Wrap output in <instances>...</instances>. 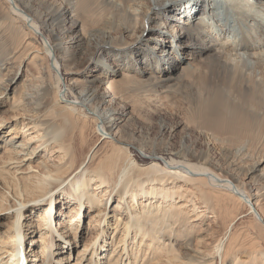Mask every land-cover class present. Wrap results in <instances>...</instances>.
<instances>
[{
  "label": "bare ground",
  "instance_id": "bare-ground-1",
  "mask_svg": "<svg viewBox=\"0 0 264 264\" xmlns=\"http://www.w3.org/2000/svg\"><path fill=\"white\" fill-rule=\"evenodd\" d=\"M0 97L26 117L0 107V264H69L87 217L74 264H264L263 161L235 152L264 143V0H0Z\"/></svg>",
  "mask_w": 264,
  "mask_h": 264
},
{
  "label": "rangeland",
  "instance_id": "rangeland-1",
  "mask_svg": "<svg viewBox=\"0 0 264 264\" xmlns=\"http://www.w3.org/2000/svg\"><path fill=\"white\" fill-rule=\"evenodd\" d=\"M83 71H85L86 73H88L91 70H89V69L86 68ZM25 72H26L25 69L22 70L20 72V74H19L18 77H21L23 80L26 79L25 78V76H26V73ZM0 107L2 108L1 109V114L2 115H6V116L7 115L8 116H12L11 118L13 120H21L23 122V120H25V118H26L25 117V114L23 112H21V111L20 112H15V113L9 111L10 110V101L9 100H6L3 97H0ZM7 111H9V112L7 113ZM173 121L174 120H172V122ZM29 128L30 127H28V129ZM29 132L26 133V136H28L29 139L31 138V140H32L31 141V145L32 146H39L41 144V142H40L41 140H40V138H38V136L40 135V133H37L36 130H34V129H31ZM156 132L157 131H155V133H153V135H156ZM94 137H95V135H93V134L89 136L88 144L89 143L91 144L92 141L94 142L96 140V137L95 138ZM78 143H79V141L74 142V144L76 146L77 145H80V143L79 144ZM51 147L52 146H50L49 152H50V154H55V156H54L55 163L62 164L64 162V160H63V154L61 155L59 153V152H61V150L59 149V146L53 145V147L52 148ZM217 147L218 146H216V150H218ZM237 147L235 149V152L238 153V156H239V159H240V160H238V162L241 161V159H242V157H244V155H246L245 156L246 158H244V162L247 165H253L254 163L263 161V164H261V166L259 167V171L254 176H255V178H259V179L262 178V177L264 178V176H260L261 174L264 175V172H263V170H264V160H263V158H264V143L257 141V142H253V143H245V144H243L241 146L238 145ZM6 157H8V154H7V152H5L4 145L0 144V166H5V167L8 166L9 161H7L5 159ZM139 157L141 158V159L139 158L140 160H146L147 159V157H141V156H139ZM14 165L15 164H13V163L10 164V166H9L10 168L9 169H12L11 167L14 166ZM19 168H20L19 176H21V175L23 176L24 175L26 177H29L32 180H34L35 183H39V181L44 180V179L48 181V179L45 178V176L43 174V171L40 168H38V166H37L36 163H33L32 166H31V168H30L29 167V163L26 161V162H23L22 164H20V167ZM259 173H260V175H259ZM240 178L243 180V182L245 181L244 178H243V174H241ZM263 180L258 182V183H260V184H258L259 185L258 186V189H261V188L264 187V184H262V183H264ZM247 182H249V179H248ZM93 188L95 190V188H97V187L94 185ZM0 191H1L0 192V201L2 202L3 199H4V196H3L4 195L3 194L4 192H3L2 189H0ZM100 191H101V189L98 192H100ZM62 192H61V194L58 195V197L60 199H62L64 197L63 194H62ZM250 192H251L252 195H254V193L255 194L257 193V195L260 197V200H262L261 201V203H263L262 205H264V197H263L264 196V190L259 193L258 191L256 192V190L253 189V190H250ZM7 196H8V198L6 199V201L4 200V203H3L4 206H3V208L0 209V211L3 212V213H0V235H3L4 231H7L8 230V227H10L12 225V221H13L14 213H15L14 209H16V203H15L13 197L11 196V194L10 195H7ZM179 201L180 200H178L177 202H179ZM44 205H46V204H44ZM61 205L62 204H60L58 206V209L62 207ZM186 205H187V208L191 211V216H193L195 218H196L197 215L200 214V212L202 210L201 208L200 209H197L196 206L193 203H191V202L188 203V204H186ZM67 206L68 205H66V207ZM8 209H10V210H8ZM28 210L25 211L26 214H25L24 217L27 220V222H29V224L32 225V227L34 226L32 229H36L37 230V227H39V225H38L39 223H37V222H39V214H37V213L35 214V211H32V209L29 210V211ZM64 211L65 210L63 209V212ZM210 213L211 214L209 216L212 217V215H214V213L212 211H210ZM245 217H247V216H245ZM248 217L245 218V219H248ZM89 221H90V218L87 217L86 220L84 221V228H86V229L82 230V227H83V222H82V227L79 230V232L77 234V237L75 238V235L72 234L70 236V239H71L70 241L71 242L68 243L67 245H65V244L62 243L61 246H60V250H62V251H60L59 253L63 252V248H64L65 249L64 250V254H63L64 256L65 255L66 256L68 255V252H67L66 249H69L70 250L69 252L72 253V255L70 256L71 259H70V263L69 264H74L76 262L77 257L79 256V254L81 252H83L84 247L86 245L90 244L89 242L91 240L92 234L87 232V228L91 226V223H89ZM108 221L111 222V223L108 226H106V230H107L106 231V236H107V238H109L110 234L112 233V229H113L112 225L114 224V220L112 218L108 217ZM208 222H211L214 226H216L218 228V224H217L216 218H208ZM94 230H96V228H94ZM89 234H91V235H89ZM34 239H39V232H38V235L34 236ZM35 245H37V248L36 249L39 250L40 249V244L36 242ZM35 245H34V248H35ZM56 247L53 250H56ZM28 248H30L29 243H28V246L26 247V251H27ZM34 248H32V249H34ZM56 252H57V250H56ZM59 253H56V256L55 257L61 258L59 256ZM107 254H109V252H107ZM28 256L33 258V257H35V254L29 253ZM29 262L30 263H34V261H31V260L28 261V263Z\"/></svg>",
  "mask_w": 264,
  "mask_h": 264
}]
</instances>
